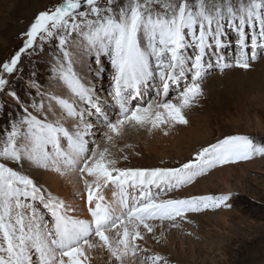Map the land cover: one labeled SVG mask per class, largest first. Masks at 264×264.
<instances>
[{"label": "snow or ice", "instance_id": "snow-or-ice-1", "mask_svg": "<svg viewBox=\"0 0 264 264\" xmlns=\"http://www.w3.org/2000/svg\"><path fill=\"white\" fill-rule=\"evenodd\" d=\"M229 31L236 34L234 66L249 69L256 49H264V0H62L34 18L23 47L0 65V92L21 55L46 42L58 44L55 75L63 91L45 94L36 85L38 102L9 92L20 115L0 133V161L77 173L90 219L72 215L75 209L64 200L0 162V264H88L97 239L123 264L130 252L147 251L138 241L142 231L154 233L153 222L171 221L175 227L177 218L189 213L231 207V193L161 199L160 190L166 194L217 167L264 158V143L227 135L179 166L154 168L118 167L108 147L128 127L159 128L166 135L167 127L187 124L184 109L203 95L201 84L211 66L206 57L215 55L221 70L232 66L220 54ZM77 63L88 71L95 64L96 78L110 69L111 115ZM149 86L154 98L144 101L142 89ZM93 135L103 144L92 140L90 147ZM109 184L121 193L118 211L102 194ZM146 260L167 264L159 254Z\"/></svg>", "mask_w": 264, "mask_h": 264}, {"label": "rangeland", "instance_id": "rangeland-1", "mask_svg": "<svg viewBox=\"0 0 264 264\" xmlns=\"http://www.w3.org/2000/svg\"><path fill=\"white\" fill-rule=\"evenodd\" d=\"M61 3L62 0H0V65L9 61L23 47L26 40L24 33L29 30L34 18L40 12L53 10ZM100 3L106 4L107 0H100ZM225 40L228 43L223 49V54H220L223 55L224 62L232 66L221 70L215 62V55L206 57L211 66L207 69L201 84L203 95L192 106L184 109L189 122L185 125L176 124L167 127L166 135L159 128L155 130L126 128L122 136L108 145L112 156L118 160V167L179 166L193 158L202 147L215 143L227 135H247L256 142L264 143V49L257 48V59L250 60L251 67L241 69L234 66L235 57L238 54L235 32L229 31ZM37 43L39 44V40ZM226 52L227 55H224ZM249 55H251V49H249ZM59 56L56 42H46L42 48L29 49L21 55L17 65L18 70L7 77L9 85L5 91L0 92V106H2L0 107V133L8 128L14 117L20 115V105L9 95L10 91H15L21 100L26 102L39 101L36 85L39 86V91L45 94L62 92L55 75ZM104 63L107 65V60ZM74 67L81 74L88 76L87 79L97 89L101 106L110 114L113 110L112 99L108 95L110 69L105 71L102 78H96L93 75L95 64L90 63L93 71L87 73L79 63ZM102 89L107 91V97H100ZM170 95L172 97L176 95L175 89L170 90ZM150 98H154L151 86L143 92L144 101ZM91 120L98 121L95 115L91 117ZM189 128L197 130L188 137L181 138V134H186L184 130ZM95 140L103 144V140L97 137ZM0 162H5L8 166L22 171L14 161ZM221 169L224 170L221 171ZM217 171L219 175L215 178L212 174ZM46 172L51 173L48 170ZM23 173L45 188L46 184L40 180L42 176L38 178L33 173ZM204 180L206 181L203 182ZM226 183H229L231 192ZM203 187L207 188V191ZM47 190L53 191L50 188ZM114 191H117V194L120 193L119 189ZM52 193L55 195L54 191ZM227 193H231L230 208L221 207L200 213H189L184 220L177 218L176 221L180 222L184 231L181 230L176 235L174 231L179 229L176 226H169L168 230L164 229L169 244L163 240L162 236L156 234L151 238L153 249L148 248L146 252L140 250L137 252L146 253L145 260L153 254H163L161 256L166 259L167 264H264V158L257 157L252 161L217 167L204 176L198 177L193 184L166 194L161 192L160 198H186L193 195ZM112 205L115 207L117 203ZM27 211L30 212V210ZM41 211L46 210L41 206ZM208 216H215L213 217L215 220L209 221ZM219 216L226 221L216 220ZM154 226L159 228L164 225L157 223ZM111 235L114 236V234ZM179 238H184L183 249ZM94 243L98 248L89 250L92 253L91 255L89 252L91 256H94L96 252L100 253L98 240ZM138 244L139 249H146L139 242ZM169 245L177 250V254L186 255L185 259H178L174 252H169ZM193 246L196 248L193 249ZM103 249L107 263L113 264L115 259L109 257L106 248ZM137 252L136 255L131 253V257L139 258ZM97 256L101 258L100 255Z\"/></svg>", "mask_w": 264, "mask_h": 264}, {"label": "bare ground", "instance_id": "bare-ground-1", "mask_svg": "<svg viewBox=\"0 0 264 264\" xmlns=\"http://www.w3.org/2000/svg\"><path fill=\"white\" fill-rule=\"evenodd\" d=\"M6 3V2H5ZM31 18H33V16L31 17ZM223 49H221L220 50V53H222L223 54ZM224 55H227V52L226 53H224ZM235 63V62H234ZM84 71V70H83ZM85 72L87 73V72H89L88 71V69H85ZM88 77V76H87ZM60 90H61V88H59ZM146 89L147 88H145V89H142V91L143 92H146ZM61 91H63V89L61 90ZM102 94L100 95V97H102V96H108L106 93H107V91H104L103 89H102ZM99 95V94H98ZM112 114V111L110 112V115ZM189 122V121H188ZM95 126H96V128H95V130H97L98 131V129L101 127V125H100V123H99V121H96L95 122ZM189 125H187V127H188ZM190 127V126H189ZM196 128H193L192 130H191V128H189L188 130H184L185 132H186V134H181V138H186V137H188L189 135H191L192 133H195L196 132ZM152 132V131H151ZM164 134V133H163ZM90 139H92V140H95L96 139V136L95 135H93L92 137H90ZM172 139V138H171ZM170 139V140H171ZM91 141V140H90ZM90 146H91V143H90ZM227 167V166H226ZM222 170H224V169H221V171ZM22 172H29V173H33V174H35V176L36 177H38L39 178V176H42V179L40 178V180H42V183H45L46 184V186H45V188L47 189V188H50V190H53L54 192H55V195L56 196H58L60 199H62V200H64L65 201V203L67 204V205H70L71 207H73L74 209H75V211L73 212V213H71L72 215H74V216H76V217H78V218H80V219H90V214H89V212H88V210H87V205H86V192H85V190H84V188H83V184H82V181L80 180V178H79V176H78V174L77 173H75V172H69L68 174H66V175H61V174H58V173H56V172H53V171H51V173H49V172H46V170H44V169H40V168H36V167H34V166H30V165H25L23 168H22ZM213 175V177H217L219 174H218V171L217 172H215V173H213L212 174ZM228 177H229V175H228ZM64 180V181H63ZM63 181V182H62ZM206 180H204L203 182H205ZM65 184V185H64ZM226 185H227V187H228V190H230V192H231V188H230V186H229V183H226ZM117 188L114 186V185H111V184H109V185H107V186H105L101 191H102V194H103V196H104V198H105V202H107V203H109V204H113V203H117V205H118V208H117V205L115 206L116 208H117V211L119 210V199H120V196H121V193H119V194H117L116 192L117 191H114V190H116ZM203 189L204 190H206L207 191V188H205V187H203ZM189 190V189H188ZM52 191V192H53ZM155 191V190H154ZM161 192H163V190L161 189L160 190ZM192 191V190H191ZM189 192V191H188ZM115 193L117 194V195H115ZM75 194H77V195H75ZM189 194H190V192H189ZM192 194V193H191ZM205 194V193H204ZM114 199H115V201H114ZM41 207V206H40ZM213 217H215V216H208V220L209 221H211V220H215V219H213ZM220 217V216H219ZM216 218V220L217 219H221L222 221H226V219L225 218ZM47 219H49L50 220V218H47ZM154 224H157V223H159L160 225L162 224V225H164L165 226V228H164V226L163 227H157V226H154V228H155V231H154V233H147L146 231H142V234L144 235V239L142 240V241H138L142 246H144V248H146V249H148V248H154V246H153V241L151 240V238H152V236L153 235H156V234H159L160 236H162V238H163V240L165 241V242H167L168 244H169V242H168V238H167V236H165V231H164V229L165 230H168V227L169 226H172V224H171V222H167V221H164V222H153ZM176 223V227L177 228H179L178 230H175L174 232L176 233V235H177V233H180L181 232V230L182 231H184V228L182 227V225L180 224V222H175ZM187 226V225H186ZM187 230H189V229H187ZM190 231V230H189ZM112 234H114L115 235V233H112ZM181 236H182V234H181ZM183 239L184 238H179V240H180V243H181V247H182V249H183V246H185L184 245V242H183ZM98 240V239H97ZM99 242V241H98ZM99 244V243H98ZM172 244V243H171ZM99 246V245H98ZM209 247V246H208ZM98 248V247H97ZM104 248V247H103ZM103 248H101L100 247V249H99V251H100V253H95V255L94 256H91L92 255V253H91V255L88 253V255H89V261H88V264H102L101 262H103V264H108L107 263V261H106V258H104V249ZM168 248H170L168 251L169 252H174V255H175V257H176V255H177V258L179 259H185V257H186V255H182L181 253H179V254H177L176 252H177V250L175 249V248H173V246H168ZM193 249H195L196 248V246H193L192 247ZM202 248H204V247H202ZM207 248V247H206ZM171 250V251H170ZM98 251V250H97ZM108 251V250H107ZM138 251V250H137ZM138 253V257L139 258H132L131 257V252L128 254V255H126L124 258H123V264H151V262L150 261H146L145 260V258H144V255L146 254V253H141V252H137ZM108 254H109V257H112L111 256V254L108 252ZM97 255H100L101 256V258H98V256ZM136 255V254H135ZM160 255V254H159ZM161 255H163V254H161ZM147 256H148V254H147ZM164 256H168V255H164ZM114 258V257H113ZM144 259V260H143ZM100 260H102V261H100ZM108 260V259H107ZM110 260V259H109ZM111 262V261H110ZM113 264H117V262L116 261H114V263Z\"/></svg>", "mask_w": 264, "mask_h": 264}]
</instances>
